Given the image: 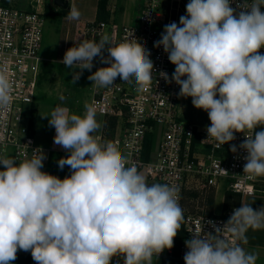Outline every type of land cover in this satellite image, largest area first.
<instances>
[{
  "label": "clouds",
  "instance_id": "1",
  "mask_svg": "<svg viewBox=\"0 0 264 264\" xmlns=\"http://www.w3.org/2000/svg\"><path fill=\"white\" fill-rule=\"evenodd\" d=\"M232 3L189 0L186 15L165 25L154 47H162L175 66L171 77L165 71L159 77L179 86L178 98L190 97L207 112L206 140L213 147L232 142L235 132H251L239 148L247 153L243 173L256 179L264 177V0H243L236 8ZM80 16L70 7L69 20ZM150 54L134 33L119 42L104 35L75 42L61 62L73 70L75 84L98 57L109 66L88 76L91 85L106 88L119 78L144 91L157 83ZM11 102L12 84L0 68V110ZM41 116L55 129L53 143L68 153L57 164L60 170L68 166L70 175L43 171L41 148L20 162L0 155V264H12L18 251L30 252L35 264H153L171 250L184 220L179 189L149 185L113 142L100 141L94 107L75 114L56 106ZM230 150L236 153L237 146ZM207 223L215 234L194 230L185 241V264H256L257 255L230 237L246 243L249 229H264V207L242 203L222 228Z\"/></svg>",
  "mask_w": 264,
  "mask_h": 264
},
{
  "label": "built area",
  "instance_id": "2",
  "mask_svg": "<svg viewBox=\"0 0 264 264\" xmlns=\"http://www.w3.org/2000/svg\"><path fill=\"white\" fill-rule=\"evenodd\" d=\"M143 0L139 22L136 25H116L108 21H76L67 24V35L71 33V43L83 40L99 41L104 35L115 42L129 38L132 33L150 51V59L156 70L149 88L138 91L135 82L120 81L119 78L110 87L92 86V100L102 127L97 135L100 141H111L127 158L129 165H135L147 178L149 185L153 183L176 186L179 203L183 209V237L177 244L178 235L174 239L171 250L165 249L159 259H171L184 262L187 252L185 241L192 238V232L199 230L214 233L207 221H213L223 227L231 217L233 210L240 205H230L220 214L206 215L195 211L184 210V200L188 194L203 193L225 188V191L239 195L241 198L264 195V177L252 179L243 173L244 157L247 153L239 148L245 135L235 132V139L220 147H213L215 142L207 139L206 128H200L183 120L179 114L177 94L179 86L174 82L166 83L159 77L165 71L171 77L175 66L168 60L163 48L154 47V42L161 38L164 26L176 22L173 14L179 17V10L189 0ZM178 6L173 7V3ZM243 0H233L232 7ZM167 5V7L165 6ZM170 5V6H169ZM182 5V6H180ZM169 13L168 19L164 14ZM168 9V10H167ZM264 12V7L261 8ZM45 17L34 10L0 5V68L6 69L12 84V102L6 110H0V146L13 147L17 162L31 158L34 151L41 148L36 144L33 133L26 118L25 107L33 104L39 86V77L44 60L39 55ZM264 54V48L260 49ZM108 55L107 51L104 53ZM93 68L109 65L102 64L99 58L93 61ZM156 126L162 127V139L157 151H152V139ZM148 139L150 141L148 142ZM149 147L146 148V145ZM237 146L233 153L231 145ZM35 149V150H34ZM47 156L44 163L50 161L54 153L68 155L60 150L43 149ZM239 244V240L230 237ZM155 258V257H154ZM29 264H34L31 261ZM113 264H116L114 259ZM119 264H123L119 259Z\"/></svg>",
  "mask_w": 264,
  "mask_h": 264
},
{
  "label": "rangeland",
  "instance_id": "3",
  "mask_svg": "<svg viewBox=\"0 0 264 264\" xmlns=\"http://www.w3.org/2000/svg\"><path fill=\"white\" fill-rule=\"evenodd\" d=\"M50 5L47 6V0H34V8L31 10L36 11L39 14L44 15L45 25L43 27V36L41 40V48L39 50L40 57L44 60V63L52 64L51 69L45 74L42 82L38 86L37 95L33 104H29L25 107V115L29 121L30 129L33 133L36 144L43 149L60 150L61 147L53 143V137L55 136V129L50 127L48 124V118L42 117L41 115L49 114L56 106L67 107L71 113L83 114L85 111V105H90L92 100L91 87L92 81L88 79V76L94 73L96 70L92 68L91 72L83 70L80 79L74 84L72 82L73 70L67 68L61 61L67 49L72 46L71 33L67 35L66 29L68 20H66L69 9L63 10L58 9L54 4L53 0H48ZM95 0H69L71 6L79 10L81 16L79 20L89 21L94 20V9L92 3ZM107 6L114 10L113 13L109 11L108 22L111 24L122 25H136L135 17L139 15V5L143 3V0H108ZM169 3V1L167 0ZM185 3L183 4V6ZM167 7V5H165ZM170 6V5H169ZM178 6V3H173V7ZM182 6V5H180ZM179 10V17L173 14L171 19L177 20L179 24V18L182 15H186L184 7ZM51 7V8H50ZM168 10V9H167ZM113 14V15H112ZM112 17L110 18V16ZM169 13L164 14V19L167 20ZM78 20H72L73 23ZM109 36V32H108ZM106 51V50H105ZM104 51V53H105ZM75 71L79 72V69ZM63 96L65 99L60 100ZM35 110V119L33 125H30L32 118V112ZM193 113L200 115L202 109L193 108ZM208 115V114H207ZM206 115L207 121L201 122L200 120H190L192 124L205 128L210 126V120ZM185 117V116H184ZM183 120L187 121V117ZM99 121L100 117L96 116ZM162 139V127L156 126L155 133L152 139V151L155 153L158 149L160 141ZM12 155L13 147L6 146L3 148L0 146V155ZM67 155L54 153L50 162L44 163L43 171H46L52 175H56L63 179L65 176L70 175L68 166H65L63 170H60L57 161ZM2 170V168L0 169ZM227 193L225 188L219 190H212L203 193H192L188 194L184 200V210L188 209L195 211V206H199L200 210L198 213L206 215L218 214L220 209L223 211L226 207L230 206L227 203ZM264 196L262 194H256ZM255 195V196H256ZM222 199L224 200L222 203ZM212 203V204H211ZM221 211V212H222ZM17 254L31 255L30 252L18 251ZM157 261V260H156ZM155 258L153 260V264ZM158 262V261H157Z\"/></svg>",
  "mask_w": 264,
  "mask_h": 264
},
{
  "label": "crops",
  "instance_id": "4",
  "mask_svg": "<svg viewBox=\"0 0 264 264\" xmlns=\"http://www.w3.org/2000/svg\"><path fill=\"white\" fill-rule=\"evenodd\" d=\"M75 1L76 0H74V2ZM99 2H100V0H95L92 3V7L94 9L95 19L97 18V11H98ZM34 3H35L34 0H0V5H6V6H10V7L28 9V10H31V8L35 7ZM107 3L109 4L108 0H107ZM53 4H54V0L52 2V5ZM49 5H50V2L47 0V6H49ZM54 6H56L58 9L65 10L64 8H61L55 4H54ZM70 7H73V5L71 6V4L69 3V6H68L69 10H70ZM109 7H110V5H109ZM109 7L108 6L106 7V11L108 13H109V11L111 13H113L114 10H109L110 9ZM142 9H143V3H141L139 5V15L137 17H135V20H136L135 24H138V22H139V17H140ZM112 15L110 16V18L112 17ZM67 17H68V15H67ZM66 20L69 21L68 23H71V21H72V20H69L68 18H66ZM78 21H81V20H78ZM85 21H87V20H85ZM193 108H195V107L193 106L190 97L189 98H180L179 106H178L180 116H182V117L185 116L184 118L187 117L186 119L190 123H191L190 120H200L201 122H206L207 121V118H206L207 112L202 110V113L200 115H196L193 113ZM194 125L197 127H200L197 124H194ZM200 128H202V127H200ZM52 156H51V158H52ZM1 168H2V166H0V169ZM229 200H230V205H240L241 206V204L243 203V204H247V205L252 206L254 210H258L261 207H264V196H260V195L247 196V197L241 198L239 195L234 194ZM223 201L224 200L222 199V203H223ZM221 211L222 210L220 209L218 214H220ZM239 244L242 247H244L247 251L253 252L257 255L258 258H257L256 264H264V229H259V230L249 229L246 233V243L244 240H239ZM169 260H171V259L155 258L156 262H154V264H185V262H182V261L172 260L173 262H171Z\"/></svg>",
  "mask_w": 264,
  "mask_h": 264
},
{
  "label": "trees",
  "instance_id": "5",
  "mask_svg": "<svg viewBox=\"0 0 264 264\" xmlns=\"http://www.w3.org/2000/svg\"><path fill=\"white\" fill-rule=\"evenodd\" d=\"M106 7H107V0H100L99 5H98V11H97V21H107L109 18V13L106 11ZM66 10V9H65ZM68 10V8H67ZM66 16L68 14H65ZM52 64L50 63H44L42 65L41 68V74L39 77V85L42 82L45 74L51 69ZM35 119V110L32 112V118L30 120V125H33ZM260 129L258 128L257 131H259ZM150 141V139H148V142ZM149 147V144L146 145V148ZM234 194L231 192L227 193V203L226 204H230V198L233 196ZM212 204V203H211ZM182 237H183V232H182V227L178 233V238H177V244L179 246V244H181L182 241ZM31 261H34L31 257V255H22V254H17V259L12 262V264H29ZM171 262H173L172 260H169ZM35 264V261H34Z\"/></svg>",
  "mask_w": 264,
  "mask_h": 264
},
{
  "label": "water",
  "instance_id": "6",
  "mask_svg": "<svg viewBox=\"0 0 264 264\" xmlns=\"http://www.w3.org/2000/svg\"><path fill=\"white\" fill-rule=\"evenodd\" d=\"M54 4L61 7V8H68L69 1L68 0H54Z\"/></svg>",
  "mask_w": 264,
  "mask_h": 264
}]
</instances>
